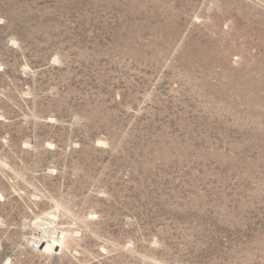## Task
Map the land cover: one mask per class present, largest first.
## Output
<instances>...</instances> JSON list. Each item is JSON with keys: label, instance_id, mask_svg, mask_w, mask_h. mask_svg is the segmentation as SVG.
Listing matches in <instances>:
<instances>
[{"label": "rangeland", "instance_id": "obj_1", "mask_svg": "<svg viewBox=\"0 0 264 264\" xmlns=\"http://www.w3.org/2000/svg\"><path fill=\"white\" fill-rule=\"evenodd\" d=\"M0 264H264V0H0Z\"/></svg>", "mask_w": 264, "mask_h": 264}, {"label": "built area", "instance_id": "obj_2", "mask_svg": "<svg viewBox=\"0 0 264 264\" xmlns=\"http://www.w3.org/2000/svg\"><path fill=\"white\" fill-rule=\"evenodd\" d=\"M50 228L51 227L47 224L40 225L39 234L43 235V234L47 233L50 230ZM43 243H44V241H42L40 238H36L32 241L31 248L33 250L37 251V250L43 248Z\"/></svg>", "mask_w": 264, "mask_h": 264}, {"label": "bare ground", "instance_id": "obj_3", "mask_svg": "<svg viewBox=\"0 0 264 264\" xmlns=\"http://www.w3.org/2000/svg\"><path fill=\"white\" fill-rule=\"evenodd\" d=\"M55 243H56V242H55ZM56 245H57V244H56ZM49 247H50V246H49ZM49 247H48V248H49Z\"/></svg>", "mask_w": 264, "mask_h": 264}]
</instances>
